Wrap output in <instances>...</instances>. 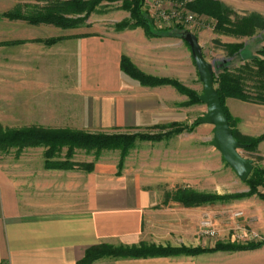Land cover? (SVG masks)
<instances>
[{"label":"crops","instance_id":"0c3cea01","mask_svg":"<svg viewBox=\"0 0 264 264\" xmlns=\"http://www.w3.org/2000/svg\"><path fill=\"white\" fill-rule=\"evenodd\" d=\"M26 2L0 0V124L5 129L133 133L179 119L171 105L174 89L140 85L122 71L121 58L158 76L146 63L159 56L158 49H150L160 44V63L182 74V64L189 61L182 38L149 39L142 30L111 38L69 36L46 51L43 39L13 38L20 21L7 15ZM173 50L183 52L173 55ZM46 114L53 127L45 126ZM17 158L0 159V264H84L88 249L101 245L215 247L198 235L192 208L165 202L167 193L183 186L162 192L142 172L114 164L96 163L91 172L61 171L47 169L43 158L44 166L34 170L26 166L31 159ZM91 264H264V247L196 256L105 257Z\"/></svg>","mask_w":264,"mask_h":264},{"label":"rangeland","instance_id":"374dc122","mask_svg":"<svg viewBox=\"0 0 264 264\" xmlns=\"http://www.w3.org/2000/svg\"><path fill=\"white\" fill-rule=\"evenodd\" d=\"M23 1H28V3L26 2L17 5L14 10L21 9L24 14H27L34 9H44L49 2H65L68 0ZM191 1L194 0H146L145 7L149 19L153 21L156 31L163 32L159 37L147 36L142 28L118 31L116 28L117 25L128 22L130 14L120 8L121 3L108 4L103 2L97 8V12L89 15L84 14L82 16H73L72 18L74 19H84L85 16L87 17L85 22H81L76 27L67 30L52 25L34 26L23 20H12L14 22L20 21L18 25H14L13 38L26 39L28 41L25 40V42L29 43H35L36 40L43 39L47 51V46H52L47 45V41L51 40H58V42H60L69 36H72V39L90 36L111 38L117 34L136 30H142L144 35H146L149 39L163 40V38L168 37L178 38L181 40L179 37V31L174 29L176 33L168 32L170 29L175 28L174 26L181 25L187 29L186 31L194 33L199 38L198 40L203 49L205 58L209 62H214L217 68L223 61H227L226 63H229L231 67L235 68L244 64L241 56H235L233 58L229 57L226 51H224L218 43L244 44V55L246 58L256 55L258 51L264 47V31L252 38H235L218 34L215 32V24L212 19L207 16H198L189 11L187 4ZM218 1L230 7L239 16L245 17L256 13L264 17V0H226L227 3H225L224 0ZM162 12L170 15L175 14L177 15L176 17L180 16L181 19L178 23H176V18H173L169 20L168 23L160 17ZM187 14L194 16V20L190 23L185 22V16ZM19 25H21V27ZM159 45L160 44L152 45L150 49L152 51L158 49L157 52L159 56L155 57L152 55L153 57L151 56L148 60L150 63H146L147 68H149L151 72H155L157 70L158 76H149L159 79L175 80L188 90L199 95L203 94L204 87L199 80V74L197 73L193 57L191 56L192 53L190 47L185 43L187 47L184 48L185 51L182 52H186L189 55V61L188 63L182 64L184 73L180 74L177 70L174 72L172 64L167 65L169 63H160L163 58L162 54L164 51L163 47ZM136 49L138 52L141 48L137 47ZM182 52L180 50H173L171 51V54L175 55L177 53V55H180ZM75 59L76 58H74V60ZM164 86L170 85L155 87ZM171 88L174 89L172 91L176 92V94L174 93L175 95L172 97L171 105L173 106L174 113L178 114L176 116L179 117L178 120L154 125L133 133L119 132L110 134L138 135L151 138L150 140L138 139L136 141L133 147L129 150L128 154L124 157L123 169L130 168L131 170H138L142 172L146 175L148 180L147 182L152 183L158 190L166 193L170 189L174 190L177 187L183 186L204 194H247L249 192V188L246 183L241 181L236 173L225 163L221 154L216 149L209 146V143L212 141L214 136V127L208 125H195L196 121L206 114L207 106L202 103L190 104V98L188 95L179 92L173 86H171ZM226 107L232 117L233 128L235 131L240 133V135L250 138H258L264 135L263 104L244 102L238 99L230 98L226 100ZM44 120L45 126H54L53 118L50 114H46L44 116ZM174 125H176V127H174ZM179 127L182 132L178 135H172ZM98 133L103 132L92 134ZM192 134L193 137L189 136ZM199 142H204V146L199 147L197 144ZM44 153L45 148H26L23 151H18V149L13 148L6 151L0 150V159L2 162L6 160H18L17 157L24 155L26 158L28 157L31 159L30 164L26 166L36 170L44 166L42 163L43 158L46 159L44 157ZM66 153L67 148H64L61 153V161H65L67 159ZM240 153L254 166L264 169V141L259 144L256 150L246 151L243 149L240 150ZM121 159L122 153L120 150H105L99 158H96L94 153L77 150L71 161L77 164L93 163L95 167L96 163L114 164L119 166ZM54 170L62 171L63 169ZM75 170L85 171L78 168ZM261 190L264 193V189ZM189 213L193 214L192 219H196V224L198 223V235L205 240H210V243L214 246L218 243L244 244L251 242L248 241L246 237V240L240 237V227H244L248 233L251 231L259 236L258 240H254L252 242H264V200H261L256 196L241 200H232L228 203H216L213 205L192 208ZM238 213L241 215L236 216ZM196 215H198V217ZM208 218L215 223L218 229L217 238H206L201 235L200 223L204 219Z\"/></svg>","mask_w":264,"mask_h":264},{"label":"trees","instance_id":"16d2710c","mask_svg":"<svg viewBox=\"0 0 264 264\" xmlns=\"http://www.w3.org/2000/svg\"><path fill=\"white\" fill-rule=\"evenodd\" d=\"M121 3L120 8L130 14L128 22L117 25V30L142 28L149 37H159L163 32L156 31L153 21L148 17L145 7L146 0H68L49 2L44 9H34L24 14L21 9L12 11L7 15L11 20H23L31 25H52L63 29H71L85 22L84 19L72 18L73 16L89 15L97 12V8L103 3ZM189 11L198 16H207L214 21L215 32L235 38H252L264 31V17L259 14L239 16L230 7L218 0H194L187 4ZM168 32L179 31L181 38L186 28L181 25L174 26ZM175 29V30H174ZM176 33V32H175ZM58 40L47 41V45L56 44ZM187 44V43H186ZM219 46L226 51L229 57L241 56L243 65L238 68L231 67L227 61H223L216 70L215 87L221 99L222 106L228 117L234 137L242 144L248 145L246 151H254L264 141V135L258 138H250L240 135L233 128V120L226 107V100L233 98L244 102L264 105V47L256 55L246 58L245 45L222 44ZM188 45V44H187ZM194 60V59H193ZM195 63V61H194ZM122 71L137 80L142 86L155 87L170 85L179 92L188 95L190 104H201L200 95L182 86L171 79H159L141 72L126 56L121 58ZM199 120V119H198ZM198 120L195 125L199 126ZM176 127V125H174ZM179 129V130H178ZM172 135L182 132L180 127ZM171 135V136H172ZM138 139L150 140V137L138 135H110L104 133L92 134L77 130H54L42 127L25 128L21 130L5 129L0 124V150L16 148L23 151L26 148H45L44 157L47 169L74 170L76 168L91 172L94 164H77L72 162V157L77 150L94 153L99 158L105 150H120L122 159L118 166L123 169L124 157ZM159 140V139H158ZM67 148L66 160L61 161V153ZM224 160V159H223ZM249 188L247 194L218 195L196 192L190 188H178L172 193H167L165 202H176L187 208H196L216 203H228L232 200H241L256 196L264 200V169L254 166L253 172L245 182ZM264 247V242L255 243H218L212 249L203 248H171L141 245L139 247H112L108 245L96 246L88 249L83 260L84 264H91L105 257H133L144 258L153 256H196L215 252H244L253 251Z\"/></svg>","mask_w":264,"mask_h":264},{"label":"water","instance_id":"95a60500","mask_svg":"<svg viewBox=\"0 0 264 264\" xmlns=\"http://www.w3.org/2000/svg\"><path fill=\"white\" fill-rule=\"evenodd\" d=\"M181 38L191 49L199 79L204 86V92L199 99L202 104L207 106V112L198 120V124L214 127V136L209 145L221 154L225 163L236 173L238 178L246 182L253 172L254 165L241 155L240 150L245 149L248 145L240 143L234 137L228 117L222 106L215 87L217 67L214 62H209L205 58L198 37L194 33L186 31Z\"/></svg>","mask_w":264,"mask_h":264},{"label":"built area","instance_id":"2783aa9c","mask_svg":"<svg viewBox=\"0 0 264 264\" xmlns=\"http://www.w3.org/2000/svg\"><path fill=\"white\" fill-rule=\"evenodd\" d=\"M176 16L177 15H175V14L170 15L168 13L162 12L160 17H162V19L164 21H167L168 23H169V20H171L173 18H176V20H177L176 23H178V21H180L181 17L180 16L179 17H176ZM193 20H194V16L193 15H188L187 14L185 16V22L186 23H190ZM240 215H241L240 213L236 214V216H240ZM200 228H201L200 229V232H201V235L203 237L212 238V239L218 237V229H217L215 223L211 219L208 218V219H204L203 221H201ZM243 228L244 227H240V229H239V230H241V232H240L241 233L240 234L241 236L240 237L242 239H245L246 240V238H247L248 241L258 240L259 236L256 233L251 232V231H250V233H248L246 231V229L245 228L243 229Z\"/></svg>","mask_w":264,"mask_h":264}]
</instances>
